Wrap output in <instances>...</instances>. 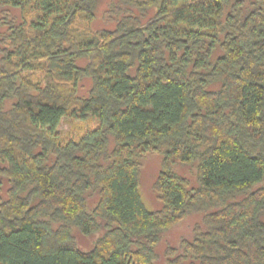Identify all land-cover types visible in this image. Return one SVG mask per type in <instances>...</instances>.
I'll use <instances>...</instances> for the list:
<instances>
[{
	"label": "trees",
	"instance_id": "1",
	"mask_svg": "<svg viewBox=\"0 0 264 264\" xmlns=\"http://www.w3.org/2000/svg\"><path fill=\"white\" fill-rule=\"evenodd\" d=\"M97 6L0 0V264H157L192 213L163 264H264V0H113L94 30Z\"/></svg>",
	"mask_w": 264,
	"mask_h": 264
},
{
	"label": "rangeland",
	"instance_id": "2",
	"mask_svg": "<svg viewBox=\"0 0 264 264\" xmlns=\"http://www.w3.org/2000/svg\"><path fill=\"white\" fill-rule=\"evenodd\" d=\"M113 0H98V6L96 10V17L93 21V29L99 30L103 28L113 29L114 24L108 23L106 12L110 3ZM84 89L81 91L82 95H87L91 86V81L86 79L83 83ZM85 125H94V121L80 123L78 127ZM73 124L70 123V119L63 118L59 130L67 131L72 128ZM162 155L160 153H148L142 159V168L139 179V193L141 199L148 210L155 211L161 208L162 202L158 198L157 191L155 190L154 183L161 170ZM173 169L187 177L192 186L196 185L197 169L194 166H187L180 163H176ZM264 185V183L262 184ZM8 183L6 179L0 177V195L6 197L8 189ZM202 215L198 213L188 214L183 220L173 225L167 232L164 233L160 243L156 247L157 253H159V259L157 264H163L164 252L168 246L177 247L182 239H191L193 236V227L196 223L201 222ZM74 237L76 239L77 246L84 250L89 251L93 249L96 240L100 236V233L91 235H84L78 230H74Z\"/></svg>",
	"mask_w": 264,
	"mask_h": 264
}]
</instances>
